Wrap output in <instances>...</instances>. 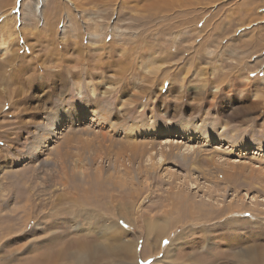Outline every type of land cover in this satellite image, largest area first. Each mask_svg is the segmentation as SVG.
<instances>
[{"label": "rangeland", "instance_id": "374dc122", "mask_svg": "<svg viewBox=\"0 0 264 264\" xmlns=\"http://www.w3.org/2000/svg\"><path fill=\"white\" fill-rule=\"evenodd\" d=\"M2 43L0 264L120 237L136 264L264 251V0H0Z\"/></svg>", "mask_w": 264, "mask_h": 264}, {"label": "bare ground", "instance_id": "6f19581e", "mask_svg": "<svg viewBox=\"0 0 264 264\" xmlns=\"http://www.w3.org/2000/svg\"><path fill=\"white\" fill-rule=\"evenodd\" d=\"M8 1V0H7ZM177 10V9H176ZM193 10V9H192ZM182 12V11H181ZM178 14V13H177ZM182 14V13H181ZM187 15V14H186ZM185 15V16H186ZM181 20V19H180ZM183 20V19H182ZM179 21V20H178ZM176 24V23H175ZM172 26V25H171ZM47 27V26H46ZM45 27V28H46ZM47 28H49V27H47ZM170 30V29H169ZM184 33V32H183ZM184 35V34H183ZM140 37V36H139ZM145 38V37H144ZM231 38V37H230ZM234 38V37H233ZM255 38V37H254ZM232 39V38H231ZM229 40V39H228ZM234 40V39H233ZM251 41V42H250ZM249 41V44L248 43H244V46H243V49H249V47H252L253 46V41L252 40H250ZM234 42H236L235 40H234ZM148 44V43H147ZM190 44V43H189ZM204 44V43H203ZM161 45V44H160ZM252 45V46H251ZM197 46V45H196ZM199 46V45H198ZM152 48V47H151ZM195 48V47H194ZM255 48V47H254ZM181 49V48H180ZM180 49H178V51L180 50ZM199 49V48H198ZM176 51V50H175ZM226 51V50H225ZM6 52V47H5V44L4 43H2L1 45H0V55H4V53ZM182 52V51H181ZM243 52V51H242ZM248 52V51H247ZM170 53V52H169ZM173 53H175V52H173ZM223 53H224V51H223ZM168 54V53H167ZM179 54V53H178ZM196 55V54H195ZM199 56H200V54H199ZM171 57H172V55H171ZM154 58V57H153ZM194 58V57H193ZM212 58V57H211ZM243 58H244V56H243ZM251 58V57H250ZM209 59V58H208ZM220 59V58H219ZM221 60V59H220ZM238 63H244V62H242L241 60H240V58H238L237 59V65H238ZM242 65V64H241ZM243 66V65H242ZM236 67V66H235ZM238 67V66H237ZM240 67V66H239ZM243 68V67H242ZM250 68V67H249ZM60 69V68H59ZM62 69V68H61ZM156 69H158V67L156 68ZM147 71H149V69H147ZM242 71V70H241ZM57 72V71H56ZM56 72H53L51 75L53 76V74H58V73H56ZM60 74V73H59ZM60 76V78L62 77V74H60L59 75ZM214 76V75H213ZM66 77H64L63 76V79H60L61 80V84H62V82H65L66 81V79H65ZM59 81V80H58ZM236 82V81H235ZM219 84V83H218ZM253 80H248V81H245L244 82V87H245V91L246 92H251L250 90L253 88ZM58 87H60V89L59 90H62V86L59 84V85H57V84H55V86L53 87V88H57L58 89ZM219 87V86H218ZM218 87H216V89L214 90V91H216L217 89H218ZM238 88V87H237ZM220 89V88H219ZM58 90V91H59ZM54 91L56 92V89H54ZM90 91H93V89H90ZM255 91V90H254ZM106 93V92H105ZM255 93V92H254ZM254 95V94H253ZM219 96V95H218ZM255 96V95H254ZM256 96L259 98V100H260V98H262V97H264V91H260V92H258V94H257V92H256ZM237 97V96H236ZM239 102V101H238ZM254 102H248V103H246V104H244V105H239V106H237V107H235L234 109V111L235 112H239V113H248L249 111H252L253 110V106H254ZM257 104V103H256ZM231 105V104H230ZM232 109V108H231ZM232 111V110H231ZM233 111V112H234ZM250 114V113H249ZM246 115V114H245ZM226 117H228V119H233V113H230V114H227L226 115ZM247 117V116H246ZM250 118V117H249ZM244 119V118H243ZM233 120H235V119H233ZM247 120H248V117H247ZM150 121V120H149ZM149 123V122H148ZM229 123V122H228ZM149 124H147V126H148ZM228 124L226 123V122H224V126H227ZM153 126V124H151V126H148V128L146 129V132L147 133H149V131H153L154 129H150L151 127ZM223 126V127H224ZM223 127H222V129H223ZM162 128V127H161ZM173 128V127H172ZM174 128H176V127H174ZM177 129V128H176ZM221 129V128H220ZM129 130V129H128ZM126 132V131H125ZM154 133H156V134H158L159 133V131L158 130H156L155 129V132ZM177 133H180L181 134V131H177ZM218 133V136L217 137H220V135H219V132H217ZM168 135V134H167ZM129 136V135H128ZM127 135H126V137H128ZM130 138V137H129ZM134 139V138H133ZM135 141V140H134ZM232 150V149H231ZM229 153V152H228ZM230 154V153H229ZM208 215V214H207ZM46 216V215H45ZM52 218V217H51ZM202 218V217H201ZM156 230H158V231H156L157 232V235H152V238H150V234L148 233V232H146V233H144L143 235H144V239H143V241H145V244L143 245L144 246V250L143 251H141V253L144 255V254H146V252H148V254L149 255H146V256H144V257H148V256H152V254H156V252H157V247H159V245H160V243H161V239L163 238V236L161 235V234H165L168 230L164 227V228H161L160 226H158L157 227V229ZM162 236V237H160V239H159V241L157 240V238L158 237H156V236ZM119 240H121L122 241V243L121 244H119L116 248H114V249H108V248H105V247H103L102 246V244H99L98 246H97V244L95 243L94 245H93V243H91L90 244V242H89V240H87L86 242H82V244H81V246L82 247H80L79 249H77V250H74L72 253H69L68 251H67V254H69V255H71L72 256V259H73V262H74V264H93V262H94V258H93V255L94 256H97V254H98V252H99V250L101 249V246L103 247V248H105L104 249V252H101L102 254H106V252H107V254L105 255V257H109L110 255H111V251L110 250H113V253H114V255L115 256H117L120 260H121V263L122 264H129V262L131 263V264H136V252H135V244H133V243H131V241H130V239H122L121 237H120V239ZM151 241H153V242H151ZM158 242V243H157ZM171 242H173V240H172V237H170V239H169V242H168V245H167V247L166 248H164V258L163 259H167V258H170V256H169V249H170V243ZM253 246V245H252ZM255 246V245H254ZM257 246V245H256ZM110 248V247H109ZM163 249V248H162ZM248 250V249H247ZM60 252H63V251H59V252H57L55 255L54 254H52V253H49V254H44L43 256H41L40 258H39V260H38V262L36 263V264H55V262H56V258L55 257H57V256H59L60 255ZM49 255H51L52 256V259L49 261L48 260V257H49ZM247 258L246 259H248V261L251 263V264H261L263 261H264V251H262L261 249H260V247L259 248H253V249H251V252H247ZM55 258V259H54ZM130 260H129V259ZM93 259V261H91ZM52 260H55V261H52ZM187 260V259H186ZM186 262V261H185ZM180 263V262H179ZM167 264V263H166Z\"/></svg>", "mask_w": 264, "mask_h": 264}, {"label": "snow or ice", "instance_id": "6c2138e0", "mask_svg": "<svg viewBox=\"0 0 264 264\" xmlns=\"http://www.w3.org/2000/svg\"><path fill=\"white\" fill-rule=\"evenodd\" d=\"M17 2L19 3V2H20V0H17ZM165 243H167V241H165Z\"/></svg>", "mask_w": 264, "mask_h": 264}]
</instances>
